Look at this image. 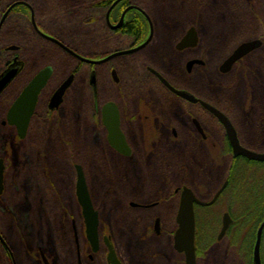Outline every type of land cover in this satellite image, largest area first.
Returning a JSON list of instances; mask_svg holds the SVG:
<instances>
[{"label": "flooded vegetation", "instance_id": "obj_1", "mask_svg": "<svg viewBox=\"0 0 264 264\" xmlns=\"http://www.w3.org/2000/svg\"><path fill=\"white\" fill-rule=\"evenodd\" d=\"M209 1L192 0L189 9L192 17L185 27L190 25L189 28L195 27L198 32L202 12ZM217 1L216 14L226 15L229 20V29L222 36L228 37L231 30L238 38L212 63L208 57L209 44H204L199 32L197 43L184 48L179 44L189 28L176 36L169 44V59L179 57L183 80H188L178 83L162 64L148 56L149 50L157 46L159 23H169L166 13L170 0H93V6L107 7L102 14L106 31L103 35L99 28L94 31L98 36L95 55L81 54L45 30L38 23L30 0H0V77L9 68L22 65L0 93V142L5 132L21 140L31 135L30 144L34 145L36 128L65 121V136L71 140L64 143L73 142L74 146H65L60 152L74 169V179L69 183L84 224L81 228L74 227L76 220H72L71 227L54 228L53 233L61 238H52L57 242L48 243L49 247L37 246L36 252L29 250L28 264H111L107 242L113 245L122 264H187L185 251H179L175 243L184 188L203 202H194L193 207L196 264H264V161L236 156L225 126L202 104V101L211 104L230 119L243 147L264 153V82L260 81L263 79L260 70L262 73L264 70L261 64V59L264 62V0ZM65 5L72 9L75 4ZM34 22L41 31L81 56L102 60L123 53L98 64L86 63L43 37ZM32 30L69 58L89 65L86 76H81L82 70L77 68L56 77L52 63L35 71L38 64L28 71L26 50L20 42L30 43ZM248 30L251 33L244 37V31ZM255 39L262 41L259 48L236 61L229 71L221 70V65L242 43ZM107 41L110 46L102 51L100 47ZM193 60L201 62L189 68ZM163 61L167 63L166 58ZM47 66L53 68V73L38 95L26 137L20 138L17 127L8 121L10 108ZM93 71L96 87L90 82ZM156 72L173 87L191 93L199 101L192 102L175 93ZM70 76L73 80L62 102L52 107L55 92ZM196 76L199 81L191 82ZM235 90L241 91L245 98L235 100ZM210 96L222 100V104ZM115 143L120 145V150ZM32 149L34 152L35 146ZM206 157L208 163L204 167L192 162ZM0 159L5 164L4 189L0 194L2 223L3 214L8 211L5 199L9 163L7 155ZM77 165L84 172L94 208L99 213L96 251L87 237L76 194ZM34 174L35 171L28 175L31 184L35 181ZM60 174L67 176L65 168ZM91 186L101 188V202L109 203L107 219L114 226H104L106 218L102 207L95 204ZM200 218L204 219V225H200ZM1 223L0 264H14L17 254H13L4 237Z\"/></svg>", "mask_w": 264, "mask_h": 264}, {"label": "trees", "instance_id": "obj_2", "mask_svg": "<svg viewBox=\"0 0 264 264\" xmlns=\"http://www.w3.org/2000/svg\"><path fill=\"white\" fill-rule=\"evenodd\" d=\"M30 2L36 10L38 23L45 30L49 31L71 49L84 55H95L98 36H96L94 31L99 28L100 34L102 35L106 31L104 16L102 14L106 11L107 7L103 5L95 7L92 5L93 0H30ZM72 2L75 4L72 5V9L65 5L66 3ZM47 8H52V11L45 14ZM99 14L101 16H99ZM98 18L99 21L97 23ZM97 25L99 27H97ZM31 34H34V36L30 43L20 42L26 50L25 57L27 61H35L39 58H44L40 61V66L52 63L56 67L57 63L58 66L62 68V73L60 74L57 72L58 74L56 77L64 75V72L67 71H76L77 68L82 70L81 76H86L87 67L89 68V65L69 58L56 46L39 38L34 31ZM262 36L263 34H261L260 37ZM108 44L109 42L107 41L104 47H100L101 50H107L108 46H110ZM36 55L39 56V58H36ZM263 64L264 62L262 65ZM37 129L34 145L32 143L36 149V152L34 151L33 153H36L37 159V163H35V181L32 185L26 184L28 187L34 186V188L31 190L25 189L29 199L28 202H26L25 198V200H17L15 204L11 197L13 194L16 195L18 192L20 193V187L18 191L13 188L10 189L11 193L10 191L7 193L6 199L8 203L9 195L10 202L12 203L11 206H9L11 210L3 214L4 217L1 219L2 223L0 222L4 237L15 251L18 250V246L15 245L16 240L24 246L23 248H25V245H29L30 248L28 249L33 252L37 251V246L39 245L47 247L48 235L56 236V233H53L54 228L71 227L72 220L75 219L78 222L80 218L79 215L81 214L77 201L73 196L71 183H69L72 177L74 179L72 175L74 169L71 167L70 161L62 158L60 152V149L65 146H74L73 142L71 145L64 143V141H68L69 143L71 140L65 136L66 122H55L51 126L36 128L35 131ZM30 136H28L26 140H21L22 144L25 143L26 145V147H24L26 156L30 154L29 145L33 142ZM0 156H4L1 150ZM28 161L29 159L23 160L24 165L28 164ZM63 168H65L67 176L60 174ZM39 171H41L42 174H40ZM51 182H54L57 186L56 190H53L50 184ZM15 210L16 214L14 213ZM80 220H82V218ZM17 221L18 225L21 226L20 228L27 231V233H22L24 237L22 234L20 236L18 234V229H16ZM12 228H14V230H12ZM49 229H51L52 232H49ZM17 257L19 261V256L17 255ZM4 259H6V255Z\"/></svg>", "mask_w": 264, "mask_h": 264}, {"label": "water", "instance_id": "obj_3", "mask_svg": "<svg viewBox=\"0 0 264 264\" xmlns=\"http://www.w3.org/2000/svg\"><path fill=\"white\" fill-rule=\"evenodd\" d=\"M34 25H35V28L39 31V33L43 37L55 42L60 47H62L64 50L69 52L71 55L75 56L76 58L86 63L98 64L103 61H107L116 55L123 53V52L116 53L102 60H93L91 58L84 57V56L77 54L76 52H74L73 50L65 46L63 43H61L59 40L54 38L53 36L44 33L38 28L35 22H34ZM197 41H198V32L195 27H191L188 29L187 33L185 34V37L180 42L179 47L184 48L187 46H193L197 43ZM261 45H262V41L260 39L250 40V41H246L242 43L234 51V53L221 65V70L224 72L229 71L236 61H238L239 59H241L242 57H244L245 55H247L249 52L253 51L254 49L259 48ZM199 62H201V60L191 61L189 63V68L194 63H199ZM21 66L22 65L20 63L18 65H15L9 68L8 71H6L0 77V93L17 75V73L21 69ZM52 73H53V68L51 66H47L44 69H42L36 75V77L29 83V85L22 91L19 98L10 108V111L8 114V121L10 124H13L17 127L20 138L26 137L30 119L35 111L38 95L41 89L46 85L47 81L50 79ZM156 74L159 76L161 81L166 86H168L171 90H173L175 93H177L181 97L188 99L192 102L199 101L191 93L185 90H178L175 87H173L161 74L157 72ZM72 80H73V76H70L55 92L52 98V104H51L52 107H58L60 105V103L63 100V96L66 90L70 87L72 83ZM90 82L94 87H96L95 71L91 73ZM202 104L207 110H209L214 116H216L225 126L228 137L231 141V144L234 150V154L236 156L244 155L248 157L249 159H253L257 161H264V153L251 151L243 147L240 144L235 127L233 126L230 119L223 112H221L216 107L204 101H202ZM115 146L117 147V149L119 150L121 149L120 145H117L116 143H115ZM4 170H5L4 160L0 159V194L3 192V189H4ZM76 170L78 173L76 194L78 197V201L82 207L87 237L89 241L91 242L93 249L96 251L99 245V242H98L99 213L94 208L93 201L90 196L89 188L86 183L85 175H84V172L81 166L77 165ZM194 202L203 203L194 196L191 190H189L188 188H184V191L182 193V200L180 203L179 212L177 215L178 230L175 235V243H176V248L179 251L181 252L185 251L186 257H187V264H196V254H195V245H194V235H195V215H194V210H193ZM74 227H76L75 222H74ZM0 238L2 239L1 235H0ZM107 244L110 250V253L108 255L109 262L111 264H122L116 255L113 245L110 244L109 242H107ZM45 260L47 262L46 258ZM14 264H16V262H14Z\"/></svg>", "mask_w": 264, "mask_h": 264}, {"label": "rangeland", "instance_id": "obj_4", "mask_svg": "<svg viewBox=\"0 0 264 264\" xmlns=\"http://www.w3.org/2000/svg\"><path fill=\"white\" fill-rule=\"evenodd\" d=\"M191 3H192V0H170L169 4L167 6L168 12L166 13V17L169 19V23L166 25L159 23V27H158V35L159 36H158L157 46L155 49H150L148 52V56L154 57L152 59L156 60L160 65L162 64L163 68L167 72H169L171 75H174L173 78L176 81H178V83H181V82H183V83L187 82L188 83V80L187 81L183 80L184 75L182 73L181 68H179V64H178L179 57H177L173 60L169 59L170 58L169 44H170L171 40H174V38H176V36L180 35L181 33L184 34L186 29L190 27V25H187V27H185V26L188 23V21L190 20V17H192L189 13ZM218 3H219V1H217V0L209 1L207 8L205 9L204 12H202L203 19L200 22L201 23L200 29H198V32L200 33L201 39L204 42V44H206V43L209 44L208 49L210 51L208 53V57L210 58V61L212 63H214L218 58H220L225 53L224 51L227 48H229L230 45L233 44V41H235L238 38L237 35L233 34V32L231 30L229 31L230 33L228 34V37L222 36L223 34H226L228 29H229V20H228L226 15L219 13L221 15L219 17L218 16L219 14L218 13L216 14V8H218ZM50 11H52V8L51 9L47 8L45 13H49ZM183 29H184V31H183ZM250 33H251L250 30L244 31L243 35H244V37H247ZM227 38H229V40L227 42H225ZM220 40H224V41L221 43ZM263 52H264V50H263ZM36 58H39V56H37ZM159 58H162V60H159ZM163 58H166L167 63L163 61ZM43 59L44 58H39L35 61L34 60H32V61L28 60V66H27L28 69L27 70L32 71L34 68L37 67L36 66L37 63L39 64L40 61ZM261 64H262V59H261ZM42 66L43 65L38 66L35 71L40 69ZM61 69L62 68H60L58 66V64L56 63V70L60 74L62 73ZM260 74H263V79L260 78V81L262 83V81L264 82V70H263V73L260 70ZM175 76L178 78H176ZM136 81L137 80H133V82H136ZM198 81H199L198 76H196V78L194 80H191V82H193V83L194 82L197 83ZM209 88L210 87H208V89ZM209 92H210V95L214 94L212 89ZM210 97L215 102H217V103L219 102L220 104H222V100H219L213 96H210ZM233 98L235 100H240V99L245 98V97L243 96L241 91L235 90L233 92ZM237 123L239 124L240 122H237ZM5 135H8V137H5ZM29 146H30L29 147L30 154L28 156H26V154L24 153V147H26V145H25V143L22 144L21 139L13 138L11 133L7 134L5 132H2V134H1L0 150H1V153L4 154L5 158L7 155L8 163H9V165H8L9 168L7 171V178H8L7 189H8V192L10 191V193H11L10 189H12V188L14 190L18 191V188L20 187V193L18 192L14 196V198H15L14 204L17 202V200L20 199V201H21V200H25V198H26V202H28L29 199L27 197V193L25 192L26 191L25 189L31 190L34 188V186L28 187V185H26V184L32 185L31 183H29L28 175H30L33 171H36V164L35 163H37L36 153H33V149L31 151V148H33L31 146H33V145H29ZM35 152H36V150H35ZM15 157L17 160H15ZM189 157L193 159L192 152L189 153ZM198 157H199V155H198ZM25 159H29V161H28L29 163L24 165L23 160H25ZM207 159H208V157H206L205 160H204V158H202V159L200 158L198 160H192V162L197 161L199 163V165H202L204 167V164L208 163ZM212 162L213 163L216 162L215 155H213ZM33 163H34V166H33ZM39 173L42 174L41 171H39ZM16 177L18 180L16 179ZM50 184L53 187V190H56L57 186L54 184V182H51ZM91 188H92V191L94 194L95 204L99 205V207H102L101 208L102 214L106 218L107 223H105L104 226H107V225L108 226L109 225L114 226V223L110 222V221L108 222V219H107V217H109V215L107 214L108 213L107 207H110L109 203L108 202H105V203L101 202V200H102L101 188L98 186H91ZM8 198H9L8 203H7V199H6V207H7V210L10 211L11 208L9 206H11L12 203L10 202L9 195H8ZM14 213L16 214V210L14 211ZM78 214H79V209H78ZM80 215H79V217H80L79 221L78 222L75 221L76 226H78L79 228L84 226L83 221L80 220L82 218ZM20 217H21V215H20ZM17 218H18V212H17ZM73 220H75V219H73ZM18 221H17V224L16 223L15 224H16V229H18V234L20 236L23 232L27 233V231L22 230V228H20L21 226L18 225ZM199 222H200V225H204V219L203 218H200ZM21 223H22V221H21ZM22 236L24 237L23 234H22ZM115 236L118 237L119 235L116 234ZM52 238H54V236L49 234L47 237V243L51 244V243H53V241L57 242V240H52ZM55 238L59 239V238H61V235L56 234ZM15 245L18 246L17 251L13 250L12 247L10 246L12 252H14L13 254L16 256V252H17V255L19 256V261H18V257H16L17 260H15V262L17 261L18 264H28L29 263V257L27 255H28L29 249H27V247H26L27 245H25V248H23L24 246H22V244L18 243L17 240L15 242ZM125 252L130 253L127 250H125ZM54 258H56V257H54ZM56 261H57V258H56ZM17 262H16V264H17Z\"/></svg>", "mask_w": 264, "mask_h": 264}]
</instances>
